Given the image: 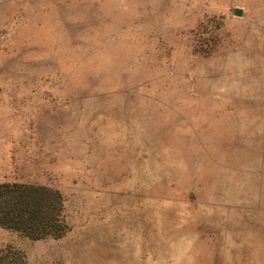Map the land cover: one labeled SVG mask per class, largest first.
Listing matches in <instances>:
<instances>
[{"label": "rangeland", "instance_id": "rangeland-1", "mask_svg": "<svg viewBox=\"0 0 264 264\" xmlns=\"http://www.w3.org/2000/svg\"><path fill=\"white\" fill-rule=\"evenodd\" d=\"M0 182L5 264H264V0H0Z\"/></svg>", "mask_w": 264, "mask_h": 264}, {"label": "trees", "instance_id": "trees-1", "mask_svg": "<svg viewBox=\"0 0 264 264\" xmlns=\"http://www.w3.org/2000/svg\"><path fill=\"white\" fill-rule=\"evenodd\" d=\"M65 209L66 200L59 190L0 182V225L29 238L59 237L65 228ZM0 264H5L4 258H0Z\"/></svg>", "mask_w": 264, "mask_h": 264}, {"label": "water", "instance_id": "water-1", "mask_svg": "<svg viewBox=\"0 0 264 264\" xmlns=\"http://www.w3.org/2000/svg\"><path fill=\"white\" fill-rule=\"evenodd\" d=\"M235 14H236V16H241L242 15V11L241 10H237Z\"/></svg>", "mask_w": 264, "mask_h": 264}]
</instances>
